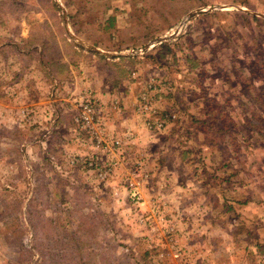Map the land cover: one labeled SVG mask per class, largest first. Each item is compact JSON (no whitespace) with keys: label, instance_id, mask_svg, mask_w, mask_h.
I'll return each instance as SVG.
<instances>
[{"label":"rangeland","instance_id":"obj_1","mask_svg":"<svg viewBox=\"0 0 264 264\" xmlns=\"http://www.w3.org/2000/svg\"><path fill=\"white\" fill-rule=\"evenodd\" d=\"M116 71L133 95L152 77V104L173 118L152 131L136 113L142 139L99 182L68 162L90 153L73 116L90 91L106 120L116 98L84 81L106 85ZM57 105L69 130L55 123ZM139 155L148 177L134 209L122 180ZM155 198L176 255L136 223ZM255 244L264 245V0H0V264H258Z\"/></svg>","mask_w":264,"mask_h":264},{"label":"built area","instance_id":"obj_2","mask_svg":"<svg viewBox=\"0 0 264 264\" xmlns=\"http://www.w3.org/2000/svg\"><path fill=\"white\" fill-rule=\"evenodd\" d=\"M155 80L151 77L146 81V86L137 95L134 111L138 115L144 116L143 126L145 129L152 131H159L165 125V120L173 118V114H161L158 109L151 102V93H158L155 90ZM169 89L168 86L161 87L160 90L166 92ZM75 106V113L73 116V122L76 130H81L86 133L88 138V149L90 151L89 156L70 157L68 162L74 164L75 162H81L84 166L91 170L99 182H105L108 178H112V175L118 165V153L120 149L131 144L132 135L126 133V136L113 135L107 127L105 117L100 115V107L96 98L90 91L84 92L77 98ZM129 139V140H128ZM139 157L130 165L132 170L122 180L127 199L130 205L135 208H141L145 204V200L142 199V182L148 177L147 173L140 171L143 159ZM151 210L147 214H140L136 212L135 220L139 227H143L148 234L152 237H159L163 234L164 242L168 243L169 249L176 255V247H174L173 225L172 221L167 220L166 216L161 213L164 208V203L159 202L157 198L152 199ZM157 204L158 206H156ZM137 211H139L137 209ZM162 236V235H161ZM150 238L147 235V239ZM159 238L155 239V244H158ZM158 258L163 257V253L158 251Z\"/></svg>","mask_w":264,"mask_h":264},{"label":"crops","instance_id":"obj_3","mask_svg":"<svg viewBox=\"0 0 264 264\" xmlns=\"http://www.w3.org/2000/svg\"><path fill=\"white\" fill-rule=\"evenodd\" d=\"M131 74L132 76L135 75L133 74V71L131 72ZM121 76H122L121 71H118V72L116 71L115 77L111 79V82H106V85L104 84L100 85L98 84V81L96 82V84L95 83L92 84L91 82H87V80L84 81L85 83L84 85L87 86L90 83V85H92L94 89L97 88V90H99L97 94L98 93L102 94V92L104 93L102 97L105 96V99L107 97H112V99H114V97L116 98L117 104L116 103L113 104L110 101L109 103L106 104L107 106L105 109H108L106 123L108 124V128L111 130V133L113 135L123 136V137L126 136V133L129 135H132L133 138L130 141V143L134 144V142H137L138 140H140V137L142 139V136L140 135H141V132L144 131L141 123H139L140 121L135 117L136 112L134 111V104H135L137 95L139 94V91H141L143 88H140L137 92L134 93V95L133 93L129 94L131 90L133 91L132 87L134 86V83H132L131 85L127 84V79L128 80L131 79L128 75H126L127 77L125 78ZM49 77L52 79L53 84L57 83L56 80L53 78V76L50 75ZM59 84H61V82H59ZM106 86L108 88L104 89ZM54 108H55V112L57 111L54 117L55 123L57 125L64 124V128L67 127V130H69L70 127L73 125L70 113L67 110H64L63 108H60V106L58 105L54 106ZM126 111H129V114ZM163 112H167V111H163ZM110 116L111 118L113 117V119H111ZM118 161L120 164V158L118 159ZM203 206L205 209L208 208L205 203L203 204ZM205 209H203V212L206 211ZM204 233L206 232H203V235ZM260 243H263V242H260ZM255 245L257 246V244ZM258 253L260 254L259 255L260 260L258 264H264V254L260 253L259 251Z\"/></svg>","mask_w":264,"mask_h":264},{"label":"trees","instance_id":"obj_4","mask_svg":"<svg viewBox=\"0 0 264 264\" xmlns=\"http://www.w3.org/2000/svg\"><path fill=\"white\" fill-rule=\"evenodd\" d=\"M163 51H167L168 50V46L166 44H161V47H160ZM133 56H136L135 54ZM257 250L264 254V245L263 244H257Z\"/></svg>","mask_w":264,"mask_h":264},{"label":"water","instance_id":"obj_5","mask_svg":"<svg viewBox=\"0 0 264 264\" xmlns=\"http://www.w3.org/2000/svg\"><path fill=\"white\" fill-rule=\"evenodd\" d=\"M190 14H191V13L187 14V16L190 15Z\"/></svg>","mask_w":264,"mask_h":264}]
</instances>
